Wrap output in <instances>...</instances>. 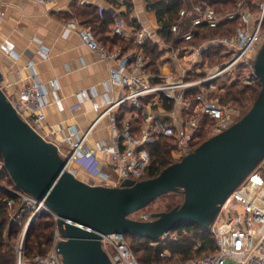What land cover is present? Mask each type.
Here are the masks:
<instances>
[{
    "label": "built area",
    "instance_id": "2783aa9c",
    "mask_svg": "<svg viewBox=\"0 0 264 264\" xmlns=\"http://www.w3.org/2000/svg\"><path fill=\"white\" fill-rule=\"evenodd\" d=\"M31 1L44 6L57 3V0ZM213 1L220 0H181L179 18L171 25L173 35L181 43L164 45L178 64L172 63L167 72L147 68L149 57L143 48L152 32L145 28L135 33L136 47L124 51L120 46L107 49L90 27L68 20L65 27L75 30L97 59L107 63L106 89H120L115 97L106 96L104 108L84 127L78 123L44 125L46 91L31 59L26 64L30 73L22 77L17 71L20 86L15 87V81L10 79H2L0 89L20 117L57 146L59 154L66 159V169L76 177L79 171H83L88 176L84 181L109 186H119L124 179L137 181L146 178L150 162L148 145L159 136L172 138L171 152L176 161L242 116L218 97L216 93L221 90L218 81L227 70L237 65H244L248 70L246 82L256 79L252 63L264 40V0L254 1L255 11L251 9L253 1L237 0L234 8L225 12L218 11ZM187 15L191 16L189 27L180 31L179 22ZM224 19L236 20L232 33L213 36L199 44L192 42L200 25L215 28ZM123 29V19L116 16L112 33L121 35ZM207 49L216 50L224 59L219 67L206 66L209 51L204 50ZM41 53L46 55L44 49ZM95 92L92 87L83 88L77 90L74 97L82 103ZM102 118L107 119L108 140H91L90 135ZM207 131L209 135L202 138ZM5 172L0 152V189L11 195L6 199L10 220L16 219L22 210L29 212L17 246L18 264H62L57 247L62 236L56 226V214L42 201L38 202L17 188L9 173L10 181H7ZM40 209L47 211L55 223L51 243L45 255L27 261L23 257V237L29 221ZM208 231L214 238V252L175 264H264V157L219 204ZM171 232L174 231L163 234L160 242L164 243V237ZM99 235L101 247L112 264H139L126 234ZM175 239L176 233L170 237V240ZM160 255L170 256V253L164 251Z\"/></svg>",
    "mask_w": 264,
    "mask_h": 264
},
{
    "label": "water",
    "instance_id": "95a60500",
    "mask_svg": "<svg viewBox=\"0 0 264 264\" xmlns=\"http://www.w3.org/2000/svg\"><path fill=\"white\" fill-rule=\"evenodd\" d=\"M252 67L260 88L241 117L156 176L124 179L119 186L90 184L67 170L57 146L24 121L0 89V152L5 169L17 188L56 214L62 264H112L99 233L156 241L188 224L209 228L219 204L264 157V40ZM169 192H180L181 202L151 213L150 219L131 217Z\"/></svg>",
    "mask_w": 264,
    "mask_h": 264
},
{
    "label": "crops",
    "instance_id": "0c3cea01",
    "mask_svg": "<svg viewBox=\"0 0 264 264\" xmlns=\"http://www.w3.org/2000/svg\"><path fill=\"white\" fill-rule=\"evenodd\" d=\"M116 16L124 21L121 35L112 33ZM106 18L110 22L101 24ZM68 20L90 27L107 49L120 46L124 51L136 47L135 33L145 28L152 32L143 48L149 57L147 68L167 72L172 63L178 64L164 46L171 43L157 33L155 12L145 0H57L52 6L31 0H0V80L10 79L15 87L20 86L17 71L25 77L30 73L26 64L32 60L46 91L45 126L78 123L84 127L104 108L106 96L115 97L120 91L118 87L106 89L107 63L97 59L75 30L65 27ZM148 49L155 53H147ZM91 87L96 92L79 103L74 93ZM108 137L107 119L102 118L90 139ZM77 175L82 180L88 177L83 171Z\"/></svg>",
    "mask_w": 264,
    "mask_h": 264
},
{
    "label": "trees",
    "instance_id": "16d2710c",
    "mask_svg": "<svg viewBox=\"0 0 264 264\" xmlns=\"http://www.w3.org/2000/svg\"><path fill=\"white\" fill-rule=\"evenodd\" d=\"M145 1L149 8L155 12L158 24L157 33L164 40L172 43L173 45H179L181 40L177 39L175 35H173L171 31V25L176 23L179 18L178 11L182 7L181 0ZM236 1L237 0L213 1V5L218 11L225 12L234 8ZM254 7V5H251L252 10ZM190 21V15H187L181 19L179 22L180 31L187 29L189 27ZM109 22V19L106 18L101 22V24H106ZM236 24V20L224 19L215 28H208L205 25H200L194 35L192 42L194 44H199L200 42L216 35L230 34L234 31ZM94 34L98 39V36L95 32ZM146 51L147 53L151 51V54L155 53V51L153 52L149 49ZM205 51H209L206 53L207 55H216L218 53L216 50L207 49L204 50V52ZM219 58L221 57L219 56ZM231 86H234L233 83ZM259 88L260 83L256 78L250 82V84H245L242 87H236V89H232V87L231 89H227L225 91L227 94L222 97V100L227 104L229 103V105L231 104L233 107L235 104L236 106L239 104L240 109H243L242 112L245 113V111L250 107L253 100L255 99ZM171 147L172 138L167 136H159L156 140L148 145L150 151V162L147 167L145 177L156 176L161 169L174 161L170 158ZM5 175L7 181H10L8 172H5ZM174 193L181 194L180 192ZM8 197H11V195L0 189V264H16V254L10 240L14 234L18 233L20 226L22 230L23 225L25 224L29 215L28 210H22L19 212L16 219L9 221V211L6 207V199H8ZM172 206H170V208ZM54 224L55 223L52 216L49 215V213L44 209H40L34 215L26 229L25 240L23 242V257L27 261L32 260L36 256L45 255L51 243ZM172 231L176 232V239L167 241L168 243L160 242V238L155 241L140 236L127 235L126 239L128 245L129 241H132L135 243L136 249L144 250L145 263L155 262L154 264H175L160 262L162 260L165 261L169 257L160 255V253L164 251L169 252L170 256H179V258H181L179 262L187 261L195 257L208 255L214 252V238L208 231V228L199 227L194 224H188L172 229ZM136 260L142 261L138 256ZM138 263L141 264L139 261Z\"/></svg>",
    "mask_w": 264,
    "mask_h": 264
},
{
    "label": "rangeland",
    "instance_id": "374dc122",
    "mask_svg": "<svg viewBox=\"0 0 264 264\" xmlns=\"http://www.w3.org/2000/svg\"><path fill=\"white\" fill-rule=\"evenodd\" d=\"M254 1H256V0H249L248 2H252L253 3L252 5H254ZM255 10H256V8L254 7L253 11H255ZM223 35H225V34H223ZM216 36H219V35H216ZM223 60L224 59L222 57L219 58V56L217 54L216 55L212 54V55H208L206 57L205 61H206V66L207 67H210V66L219 67L221 65V61H223ZM247 71L248 70L246 68H244V65H237V66L231 67L229 70H227V72L225 74L220 76L218 84L221 86V90H220L219 93H216L218 95V97L222 100V97L225 94H227V92L225 93V91L227 89H231V87H232V89H236V87H242L245 84H250V83L246 82V79H245ZM232 83H233L234 86H231ZM233 108L235 110H237L240 115L243 114V112H242L243 109H240L239 104L237 106L235 104V106ZM208 135H209V132L207 131V132L203 133L202 138H206ZM170 155H171L170 158L172 160H174L173 159L174 157H172V152H170ZM181 197H182L181 194L174 193V192H169V193L163 194V195L159 196L158 198H156L155 200H153L148 205H146L145 207H143V208L135 211L134 213H132L131 217L135 218V219H137V218L150 219V218H152L150 216L151 213L162 211V210H166V209L170 208V206L175 205L176 203H179L182 200ZM15 204H18V202L15 201ZM9 221H10V216H9ZM19 228L20 229H19L18 233L14 234V236H12V238L10 240V242L12 243V246H13V248L15 250L16 264H18V260H19L17 246H18V244L20 242V239H21V226ZM174 233H176V232H171L170 234L165 236L164 237V243H168L167 241H170V237H172V235ZM24 240H25V234H24V237H23V242H24ZM129 246H130V249L133 252L134 256H136V258L138 256L142 260V261L138 260L141 264H154L155 263V262H153V263H151V262L150 263H145L144 262L145 261L144 260V258H145L144 257V250L136 249L135 243H133L132 241H129ZM22 250H24L23 243H22ZM180 260H181V258H179V256L171 255L165 261L162 260L160 262L161 263H176V262H179Z\"/></svg>",
    "mask_w": 264,
    "mask_h": 264
}]
</instances>
